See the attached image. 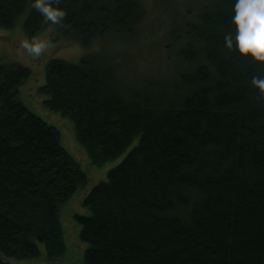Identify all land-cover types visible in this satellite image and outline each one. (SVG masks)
I'll return each instance as SVG.
<instances>
[{
    "label": "trees",
    "instance_id": "obj_1",
    "mask_svg": "<svg viewBox=\"0 0 264 264\" xmlns=\"http://www.w3.org/2000/svg\"><path fill=\"white\" fill-rule=\"evenodd\" d=\"M234 2L205 0L182 31L171 26L170 82L126 88L99 52L49 60L44 103L73 121L91 161L127 152L75 213L84 264H264V93L251 83L264 64L225 45ZM32 3L0 0V26L26 13L27 34L41 32L52 22ZM53 6L66 11L62 34L84 47L146 17L142 0ZM30 75L0 62V264L38 258L40 243L49 260L64 257L61 208L87 182L61 131L19 99Z\"/></svg>",
    "mask_w": 264,
    "mask_h": 264
},
{
    "label": "rangeland",
    "instance_id": "obj_2",
    "mask_svg": "<svg viewBox=\"0 0 264 264\" xmlns=\"http://www.w3.org/2000/svg\"><path fill=\"white\" fill-rule=\"evenodd\" d=\"M205 0H142L146 8L145 20L136 31L110 32L105 38H96L84 47L76 39L65 37L58 23H50L36 34L37 41L44 42L47 47L36 56L25 47V42H32L31 36L24 29L26 13L21 14L13 28L0 26V62L5 64H22L31 69V75L19 86V99L38 116L56 126L62 134V144L80 163L87 175V182L77 189L72 197L62 206L60 218L64 228L67 245L66 254L58 261L47 258L46 249L40 243L41 254L34 259H10L11 264H84L86 241L80 238L81 226L75 219L84 197L100 181L108 178L109 170L114 167L127 152L115 160L106 161L102 165L94 164L85 149L77 142L75 127L71 119L50 110L44 103L48 95L40 90L46 82V67L50 59L62 58L77 62L90 52H99L117 69L120 84L126 88H135L142 78L147 82L163 83L172 81L175 76V65L170 64L169 56L174 55L168 32L175 25L181 27L187 21H195L197 12ZM188 19V20H187ZM183 33V32H182ZM175 47V46H174ZM175 47V51H176ZM176 56V55H175ZM174 56V58H175ZM135 142L128 150L136 144ZM127 150V151H128ZM81 208V207H80Z\"/></svg>",
    "mask_w": 264,
    "mask_h": 264
},
{
    "label": "clouds",
    "instance_id": "obj_3",
    "mask_svg": "<svg viewBox=\"0 0 264 264\" xmlns=\"http://www.w3.org/2000/svg\"><path fill=\"white\" fill-rule=\"evenodd\" d=\"M60 0H33L32 7L37 9L47 21L59 23L66 11L53 4ZM231 17L235 25V35L231 32L224 36L225 45L232 49L234 44L242 56L264 64V0H235ZM24 47L32 54L39 56L47 45L37 41L25 42ZM251 83L264 93V76H253Z\"/></svg>",
    "mask_w": 264,
    "mask_h": 264
}]
</instances>
